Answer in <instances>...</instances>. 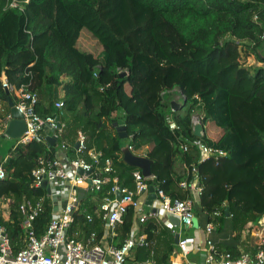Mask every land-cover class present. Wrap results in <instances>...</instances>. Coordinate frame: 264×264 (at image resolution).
I'll return each instance as SVG.
<instances>
[{
	"label": "trees",
	"instance_id": "trees-1",
	"mask_svg": "<svg viewBox=\"0 0 264 264\" xmlns=\"http://www.w3.org/2000/svg\"><path fill=\"white\" fill-rule=\"evenodd\" d=\"M7 1L0 0V119L14 102L2 88L3 78L36 94L40 117L56 112L54 101L62 89L63 139L83 132L86 150L100 154L98 169L109 160V177L121 187L132 190V174L139 169L123 161L112 125L117 120L124 122L132 151L141 150L152 161L150 185L171 200L192 198L179 184L191 181L196 168L201 192L193 211L199 226L212 223L222 231L228 223L239 241L246 226L264 218V67L240 63L242 52L264 63L259 56L264 53V0H30L23 12L6 8ZM83 35L97 43L96 55L78 48ZM172 91L184 97L175 111L168 103ZM128 105L136 106L135 112ZM195 113L204 115L205 127L220 131L218 139L206 137L205 128L202 138L193 136ZM168 117L177 130H169ZM195 141L226 155L199 162ZM55 150L50 143L17 145L3 163L0 198L10 200V216L0 218V225L15 252L23 247L20 203L45 194L32 186L31 173L40 156ZM67 154L75 157L74 145ZM83 158L91 162L87 154ZM176 162L188 168L186 176H176ZM50 210L45 200L34 221L38 237ZM84 211L92 215L89 231L99 239L103 226L94 206L80 204L79 223ZM134 223L135 213L128 208L116 226V246L130 236ZM174 231L153 217L140 227L153 244L155 264H169L176 250ZM220 249L239 255L232 245ZM138 252L149 258L145 250Z\"/></svg>",
	"mask_w": 264,
	"mask_h": 264
},
{
	"label": "built area",
	"instance_id": "built-area-1",
	"mask_svg": "<svg viewBox=\"0 0 264 264\" xmlns=\"http://www.w3.org/2000/svg\"><path fill=\"white\" fill-rule=\"evenodd\" d=\"M30 0H9L6 8L23 12ZM2 88L13 96V106L21 115L25 124V131L17 140L16 145L46 144L47 139H53L56 150L52 155L40 156L36 167L31 173L32 186L41 188L45 194L36 202L25 200L19 207L21 213V229L25 235V246L15 252L11 239L4 226L0 225V264H125L129 254L137 249H144L153 256V244L145 234H140V227L147 219L153 217L166 228L173 230L168 220L169 217L179 221L180 229L193 227L194 203L199 198L201 189L198 185V173L192 166L191 181H182L179 186L189 191L192 198L183 201L171 200L163 190L150 185L153 176L144 177L140 171L132 174L134 188L132 190L121 187L116 177L110 178L113 171L112 163L107 160L102 169H98L99 153L86 150V135L78 131L75 142V157L67 154L68 144L63 139L66 125L61 118L64 115V104L61 100L54 102L56 112L52 116L40 117L35 108L38 98L28 88H15L3 78ZM184 99L180 91H172ZM12 119L9 114L2 120L4 129ZM204 115L195 113L191 116V129L195 124H203ZM168 128L177 130L171 117L167 119ZM51 132L46 136L45 131ZM193 145L199 153V162L210 158L218 160L226 155L223 151L213 149L202 141H195ZM77 146V147H76ZM132 152V146L128 144ZM187 146L183 147V152ZM87 154L91 162L83 158ZM182 176L188 174V168L183 167ZM5 170L0 166V180L4 179ZM43 182H46L43 187ZM154 188L156 199L151 208L155 214L146 212L144 203L149 193V188ZM90 193L95 196L98 203V217L103 224V236L98 240L96 233L92 232L86 239H81L77 217L80 211V193ZM45 200L51 203L49 220L43 235L38 237L34 228V221L44 209ZM128 208L135 213V223L130 236L120 246L110 244L115 236L117 224L122 222L123 215ZM88 224L93 218L85 215ZM261 231L257 235L254 251L247 253L240 251L238 256H233L229 251H222L211 240L216 227L207 223L202 229L203 240L194 236L179 237L177 243L178 254L188 256L191 253L203 254L201 264H264V225L261 220ZM174 234V232H173ZM145 264H155L152 260Z\"/></svg>",
	"mask_w": 264,
	"mask_h": 264
},
{
	"label": "crops",
	"instance_id": "crops-1",
	"mask_svg": "<svg viewBox=\"0 0 264 264\" xmlns=\"http://www.w3.org/2000/svg\"><path fill=\"white\" fill-rule=\"evenodd\" d=\"M80 41L83 42V45H84L85 49L82 48V47H79ZM90 43H93V42L90 41V40H88V38L87 37H84V35H83L82 38L78 41L77 46H78L79 49H81L83 51H86V52H89V53H92V54L96 55L100 51V49H99V47H98V45L96 43V46H97L96 47V52L93 53L92 51H89L88 46H90ZM62 96H63L62 89H58V93H57L58 100H56V101H59ZM56 101H54V102H56ZM122 101H124V100H122ZM178 104H180V103H178ZM2 112L3 111H2L1 106H0V114ZM118 114H120V113H118ZM2 120L3 119H0V135L3 134V132H4V129L1 127ZM117 121H119V120H117ZM120 121H122V120H120ZM210 130H212L214 132V130H217V129L211 128ZM45 134H46V136H49L51 134V132L48 131V130H46L45 131ZM219 135H220V131H219V134H218L217 138H214L213 140L218 139ZM130 141H131V137L128 138V143L129 144H130ZM66 142H67L68 146L74 145V148H75L76 138L73 139V137H69V139H67ZM123 144H124V141L122 142V145ZM51 145H54V142ZM54 147H56V146L54 145ZM132 153L135 154V155H137V156H144L143 155V151H141V150L140 151H137V152H133L132 151ZM184 166H185L184 164H181L179 162H176L175 163L174 172H175L176 176L182 177V173L184 172V170H183V167ZM1 167L3 168V164L1 165ZM80 199H81L80 200L81 201V205L88 204L89 207L93 205L94 206L95 215L97 216V218H99L98 217V214H97V212H98V207H97L98 206V203L96 202L95 196L87 192V193H84L83 196H82V198H80ZM25 200L26 199H24L20 203V205ZM197 201H198V199H196L195 203H197ZM20 205H19V207H20ZM9 206H10V200L9 199L0 198V218L1 219L7 220L9 218V216H10V208H9ZM50 209H51V203H50ZM19 213H20V211H19ZM83 215H84L83 216V221H82V223H79L78 222L79 225H78L77 228L79 229L80 235L82 234L81 235V239H86L90 233L95 232V231H91V230L89 231V229L92 227V225H93L94 222L92 221V223H89L88 224L86 221H84L85 215H90V214H87L86 211H84V214ZM90 216L92 217V215H90ZM20 218H21V213H20ZM262 219L264 220V218H261L260 220H262ZM195 220H196V223L193 224V227L191 228V229L194 228L192 235L196 234L197 235L196 237L198 239L203 240V237H204L203 236V232H202L203 226H199L198 220L196 218H195ZM20 224H21V220H20ZM101 225L103 226V224H101ZM262 225H264V224H262ZM20 229H21V226H20ZM86 229H88V231H86ZM191 229L174 228V230H176V231H174V234H179V237L180 238L181 237H184V236H191L190 235V230ZM250 229H252V231L249 234V230ZM229 230H230V228H229ZM21 231L23 232L22 229H21ZM260 231H261V227L259 228L258 227V224H249L248 226H246V228L242 232L241 238H240L239 241H235L233 239V236L231 235V232L230 231H227L228 235H226L227 236V241L226 242H223L222 239L218 238V236H214L213 242L219 247V249H220V246H222V245H232V246H234V247L237 248V251L238 252L244 251V252H247V253H251V252L254 251V248L253 247L255 245V242L258 240L257 239V235L260 233ZM217 233H218V231L215 230V232L213 233V235L214 234H217ZM102 236H103V234H102ZM101 237L98 240H101ZM112 239L110 240L109 243L115 245L113 243V240ZM24 240H25V235H24V232H23V242L21 240V247L22 246L23 247L25 246ZM174 245H175V243H174ZM175 246H176V250H174L172 252L171 256L169 257V264H201L202 263L203 254H201V253H191L188 256H182V255L178 254L177 245H175ZM138 251H142V249L135 250V251L131 252L129 254V256L126 258V263L125 264H145L149 260H152L154 262L153 257L152 256L150 257V254H149V258L148 259H144L143 258V254L144 253H142V252L140 253ZM146 252H148V251H146Z\"/></svg>",
	"mask_w": 264,
	"mask_h": 264
},
{
	"label": "water",
	"instance_id": "water-1",
	"mask_svg": "<svg viewBox=\"0 0 264 264\" xmlns=\"http://www.w3.org/2000/svg\"><path fill=\"white\" fill-rule=\"evenodd\" d=\"M259 56H260V59L264 61V53L262 54L259 53ZM124 74L125 72L122 73L121 75L123 76ZM6 94H9V93L6 91ZM8 106L10 108V114H11L12 119L7 123L6 127L4 128L3 134L0 135V166L8 158L9 154L15 148L17 140L22 136V134L25 131L24 121L22 120L21 115L14 108L13 102L11 100L8 102ZM171 107L173 111H175L179 109L180 104L176 102H171ZM112 125L115 128L118 138L122 142L124 141V144L121 146V151L123 154V161L129 166L138 168L144 177H150L152 175L151 173L152 161L147 159L144 156H137L128 149L129 136L126 132L124 122L119 120V121L114 122ZM192 133L194 137L202 138L204 135L203 125L200 123L195 124L192 127ZM47 141L51 144L54 142L53 139H49V138L47 139ZM45 185H46V182H43L42 186L45 187ZM83 194H84V191L81 190L80 198H82ZM155 199H156V196L154 194V188L150 187L148 196L146 197V201L144 203V209L146 212L155 214L156 209L155 208L150 209L152 202ZM224 213L226 217L229 216L228 206H226ZM168 220L172 226H174L175 228H179L180 224L176 218L169 217ZM195 223H196V220H194L193 224ZM178 240H179V234H174L175 245H177Z\"/></svg>",
	"mask_w": 264,
	"mask_h": 264
},
{
	"label": "rangeland",
	"instance_id": "rangeland-1",
	"mask_svg": "<svg viewBox=\"0 0 264 264\" xmlns=\"http://www.w3.org/2000/svg\"><path fill=\"white\" fill-rule=\"evenodd\" d=\"M84 37H87L88 40L92 41L95 44L94 45L93 43H90V46H88L89 51H92L93 53L96 52V47H97L96 43L92 39H90L87 35H84ZM79 47H82V48L85 49L82 41H80ZM240 63L242 64V66L250 68V69L255 68V67H264V63L258 62L254 58V56H252L251 54H248L246 52H242V55H241V58H240ZM171 102L181 103L182 99H181V97L178 94H173V95L170 96V99H169L168 103H171ZM127 107L130 109V112H135L136 106L128 105ZM210 129L211 128L209 126L205 127L206 137L212 138V139L217 138V136L219 134V130H214V132H213ZM261 223L264 224V220L263 219L261 220ZM257 224H258V227L260 228L261 226H260L259 222ZM193 230H194V228L190 230V235L196 237L197 236L196 234L192 235L193 234ZM227 231H230L228 223L224 226L222 231H218V233L214 234V235L212 234L213 236H211V240L213 241L214 236H218V238L222 239L223 242H226L227 241V236L226 235H228ZM251 231H252V229L249 230V234L251 233Z\"/></svg>",
	"mask_w": 264,
	"mask_h": 264
}]
</instances>
